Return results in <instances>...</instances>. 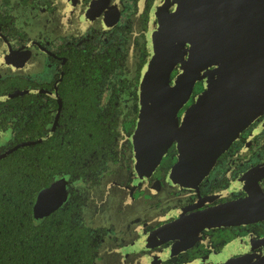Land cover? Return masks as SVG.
Here are the masks:
<instances>
[{"label": "flooded vegetation", "instance_id": "1", "mask_svg": "<svg viewBox=\"0 0 264 264\" xmlns=\"http://www.w3.org/2000/svg\"><path fill=\"white\" fill-rule=\"evenodd\" d=\"M153 1L0 0V185L35 182L33 209L41 190L64 180L65 200L50 210L63 192L47 193L34 221L86 228L96 255L101 232L113 241L118 232L107 264H264V113L215 159L209 139L175 140L210 77L185 91V52L169 61L163 89L154 77L146 94ZM78 124L99 142L73 134ZM40 156L55 165L35 164ZM112 168L121 176L95 195Z\"/></svg>", "mask_w": 264, "mask_h": 264}, {"label": "water", "instance_id": "2", "mask_svg": "<svg viewBox=\"0 0 264 264\" xmlns=\"http://www.w3.org/2000/svg\"><path fill=\"white\" fill-rule=\"evenodd\" d=\"M150 17L151 51L142 85L146 88L155 77L163 89L169 61L178 57L182 61L188 54L181 65L185 91L193 94L197 84L210 79L183 116L175 131L182 136L175 140L183 144L209 139L215 159L242 127L264 113V0H154ZM60 188L62 198L50 204L51 210L66 198L65 181L61 185L58 180L36 195L35 217L44 216L45 195Z\"/></svg>", "mask_w": 264, "mask_h": 264}, {"label": "trees", "instance_id": "3", "mask_svg": "<svg viewBox=\"0 0 264 264\" xmlns=\"http://www.w3.org/2000/svg\"><path fill=\"white\" fill-rule=\"evenodd\" d=\"M91 129V125L78 124L73 134L82 139ZM92 136L98 143L100 137ZM67 158L64 154L50 157V161ZM40 159L46 168L55 165L45 156L37 157L35 164L39 165ZM19 182L17 187H7V181L0 185V264H93L96 251L88 230L64 219V212L59 214L63 219L55 216L54 220L35 222L32 198L39 186L31 182L25 188L26 183Z\"/></svg>", "mask_w": 264, "mask_h": 264}, {"label": "rangeland", "instance_id": "4", "mask_svg": "<svg viewBox=\"0 0 264 264\" xmlns=\"http://www.w3.org/2000/svg\"><path fill=\"white\" fill-rule=\"evenodd\" d=\"M37 69L35 70H38V71H42V66H41V61H37ZM2 73H0L1 75ZM114 175V178H119L121 176V171L118 170V169H110L109 171H107L105 174L103 173L102 177H101V184L100 186L98 187L97 190H95V195H98V193L102 196L105 197V195L103 193H105V190H109L107 188L111 187L109 184H108V181L110 180L111 176ZM113 190V188H112ZM110 191V190H109ZM111 194H112V191H111ZM99 195V196H100ZM103 210V209H102ZM103 218H104V215L99 213L96 215V225L97 226H101L103 224ZM81 219L87 224V225H91V217L89 215V211L88 210H83L82 212V215H81ZM113 235L115 236V240L116 241H113L112 239V236H110V233L109 232H101V242H100V245L97 249V255H96V264H107V261L109 259V257L111 256V254L113 253V251L115 250V248L113 247L114 244H116L119 240V237H118V232H113ZM114 248V249H113Z\"/></svg>", "mask_w": 264, "mask_h": 264}]
</instances>
